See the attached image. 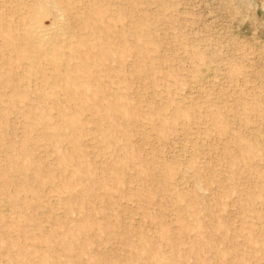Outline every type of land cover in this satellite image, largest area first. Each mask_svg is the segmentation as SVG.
Wrapping results in <instances>:
<instances>
[{"label":"rangeland","instance_id":"374dc122","mask_svg":"<svg viewBox=\"0 0 264 264\" xmlns=\"http://www.w3.org/2000/svg\"><path fill=\"white\" fill-rule=\"evenodd\" d=\"M78 5L0 67V264H264V0Z\"/></svg>","mask_w":264,"mask_h":264},{"label":"bare ground","instance_id":"6f19581e","mask_svg":"<svg viewBox=\"0 0 264 264\" xmlns=\"http://www.w3.org/2000/svg\"><path fill=\"white\" fill-rule=\"evenodd\" d=\"M79 1L80 0H34L29 4L22 3L18 8L21 11L19 13L20 18H17L16 21H8L7 19H3V22L1 21L2 24L6 26L5 34H7L6 37H8L5 40V46H10V48L7 50V54H2V44L0 43V67L2 68L5 65H9V68H13L11 66L12 63H16L19 60L26 61L22 63L21 66H18L16 70L8 69L5 71L9 74L10 80L7 84L10 86L9 90L4 91L3 94H13L19 88H28L27 85L22 84L21 81L28 80L30 75L40 74V70L37 69L36 72L33 73L32 69H34V65L42 63V60L52 64L60 60V53L58 51L61 43L60 41L64 38H68L73 32L68 30L69 26L61 17V11L67 8L78 10ZM24 6L26 9H24ZM13 13H15V11ZM74 14L80 17L77 11H74ZM46 18H50V23L48 25L43 24V20ZM69 49L71 50L72 46ZM79 69L80 66H75L74 68L76 71ZM57 75L58 77H62L61 81L65 80L68 82L70 80L68 71L65 68H62L61 72L57 73ZM48 76L50 75L48 74ZM3 87H7V85L0 84V91H3ZM0 93L2 95V92ZM103 99L106 98L104 97Z\"/></svg>","mask_w":264,"mask_h":264}]
</instances>
